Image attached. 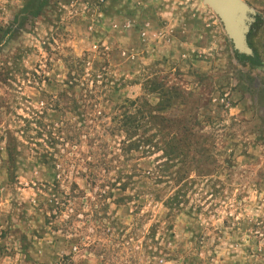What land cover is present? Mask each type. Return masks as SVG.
<instances>
[{
  "label": "rangeland",
  "instance_id": "374dc122",
  "mask_svg": "<svg viewBox=\"0 0 264 264\" xmlns=\"http://www.w3.org/2000/svg\"><path fill=\"white\" fill-rule=\"evenodd\" d=\"M241 1L254 12L251 56L234 50L203 0H47L12 37L4 32L28 0H0V264H264V0ZM84 54L88 71L123 85L122 97L140 96L141 85L178 89L182 106L170 115L197 117L194 135L216 139L219 163L199 170L201 180L191 173L179 214L146 195L137 213L132 203L116 208L73 168L61 176L40 164L31 144L8 162L6 133L44 110L64 59ZM72 182L86 199L51 217ZM157 190L161 201L171 194Z\"/></svg>",
  "mask_w": 264,
  "mask_h": 264
},
{
  "label": "trees",
  "instance_id": "16d2710c",
  "mask_svg": "<svg viewBox=\"0 0 264 264\" xmlns=\"http://www.w3.org/2000/svg\"><path fill=\"white\" fill-rule=\"evenodd\" d=\"M46 5L47 0H28L4 33L12 37L18 31L23 32L29 19L39 17ZM247 40L249 43V35ZM85 55L67 56L62 85L42 105L44 110L35 113L31 120L19 118L24 123L20 133H6L8 162H14L19 146L31 144L40 164L57 169L60 175L65 172L63 169L73 168L75 177L84 182L88 192L97 187L99 193L95 196L102 201L110 199L116 208L132 203L137 213L140 206L134 200L146 195L160 202L167 216L179 214L186 201L187 187L195 182L191 173L201 180L199 170H211L219 163L214 152L216 139L194 135L193 129L201 126L197 117L178 119L170 115L182 106L178 89L141 85L140 96L122 97L123 85L106 80L104 72L88 71L90 62ZM255 63L258 62L254 60L251 64ZM43 78L46 82V77ZM47 111L51 112L49 121ZM29 132L34 136L28 135ZM151 157H155L152 167L142 170L138 161ZM160 185L171 189L163 201L157 190ZM204 186L211 188L212 195L219 193L212 182L206 181ZM86 193L87 190H79L72 182L70 192L54 202L51 217L66 211L75 213L76 200L86 199Z\"/></svg>",
  "mask_w": 264,
  "mask_h": 264
},
{
  "label": "water",
  "instance_id": "95a60500",
  "mask_svg": "<svg viewBox=\"0 0 264 264\" xmlns=\"http://www.w3.org/2000/svg\"><path fill=\"white\" fill-rule=\"evenodd\" d=\"M220 20L227 36L238 53L251 56L247 34L254 22V12L241 0H203Z\"/></svg>",
  "mask_w": 264,
  "mask_h": 264
}]
</instances>
